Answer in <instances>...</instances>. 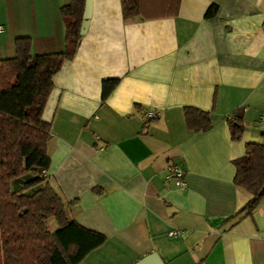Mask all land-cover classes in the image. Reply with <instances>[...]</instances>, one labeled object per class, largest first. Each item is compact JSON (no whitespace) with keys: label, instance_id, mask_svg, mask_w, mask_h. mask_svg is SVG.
Masks as SVG:
<instances>
[{"label":"crops","instance_id":"obj_1","mask_svg":"<svg viewBox=\"0 0 264 264\" xmlns=\"http://www.w3.org/2000/svg\"><path fill=\"white\" fill-rule=\"evenodd\" d=\"M68 1L0 0V58L15 55L19 36L31 37L34 54L63 50ZM138 2L125 19L122 0H91L42 114L47 180L70 220L105 235L77 264H134L152 251L166 264H264V199L240 210L251 193L234 183L233 163L264 130V0ZM115 77L102 99V80ZM185 105L210 110L211 127L189 129ZM238 108L245 130L233 140ZM148 110L158 114L146 124ZM46 225L59 227L51 217Z\"/></svg>","mask_w":264,"mask_h":264},{"label":"trees","instance_id":"obj_2","mask_svg":"<svg viewBox=\"0 0 264 264\" xmlns=\"http://www.w3.org/2000/svg\"><path fill=\"white\" fill-rule=\"evenodd\" d=\"M84 6L85 0H69L60 9L63 50L34 54L31 37L19 36L15 55L0 58V264H77L105 240L104 234L68 218L67 203L45 175L51 126L42 114L54 75L77 52ZM217 7L212 3L205 16L214 15ZM139 13L138 0H122L125 19ZM119 80H102V99ZM183 110L189 129L211 127L210 110L193 105ZM155 118L147 116L146 124ZM228 124L231 138L240 139L245 130L242 109L234 111ZM261 136V141L246 142L244 153L233 160L234 183L251 193L240 210L249 213L264 199V130ZM49 217L59 225L54 232L46 225Z\"/></svg>","mask_w":264,"mask_h":264},{"label":"built area","instance_id":"obj_3","mask_svg":"<svg viewBox=\"0 0 264 264\" xmlns=\"http://www.w3.org/2000/svg\"><path fill=\"white\" fill-rule=\"evenodd\" d=\"M157 112L155 110H148L146 115L150 117L157 116ZM259 118L264 120V111L260 113ZM167 169L169 172V176L175 180L176 185L179 188H185L186 182L184 179V169L174 160H169L167 164ZM179 229H172L168 232L169 235H177L179 234Z\"/></svg>","mask_w":264,"mask_h":264},{"label":"water","instance_id":"obj_4","mask_svg":"<svg viewBox=\"0 0 264 264\" xmlns=\"http://www.w3.org/2000/svg\"><path fill=\"white\" fill-rule=\"evenodd\" d=\"M90 3H91V0H85L83 20H82L81 30H80L81 34L84 31L86 19L89 17V14H90ZM134 264H166V262L164 261V259L161 257V255L157 251H152L144 255L140 259H138Z\"/></svg>","mask_w":264,"mask_h":264},{"label":"rangeland","instance_id":"obj_5","mask_svg":"<svg viewBox=\"0 0 264 264\" xmlns=\"http://www.w3.org/2000/svg\"><path fill=\"white\" fill-rule=\"evenodd\" d=\"M264 121V120H263ZM51 219H54L53 217H51Z\"/></svg>","mask_w":264,"mask_h":264}]
</instances>
